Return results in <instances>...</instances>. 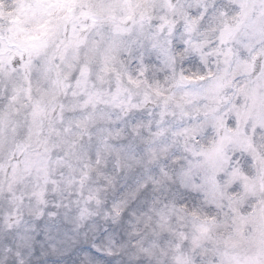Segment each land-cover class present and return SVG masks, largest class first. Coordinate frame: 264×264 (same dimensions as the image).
I'll return each mask as SVG.
<instances>
[{"label":"rangeland","instance_id":"1","mask_svg":"<svg viewBox=\"0 0 264 264\" xmlns=\"http://www.w3.org/2000/svg\"><path fill=\"white\" fill-rule=\"evenodd\" d=\"M30 1L42 10L43 0ZM212 3L182 2L177 15L160 0V9L171 27L190 6L197 17L204 11L212 17ZM242 5L233 1L206 53L198 40L206 30L188 26L175 41L156 34L147 18L128 15L135 20L129 37L113 44L105 23L88 42L73 40L74 25L68 38L50 20L56 32L42 43L48 51L40 56L43 48H33L34 56L39 51L29 64L31 87L8 109L12 131L0 137V264H264V164L263 187L249 181L255 148L264 160V59L254 65L264 43L262 20L247 12L234 34L218 35ZM146 9L153 13L157 5ZM19 17L22 26L5 37L23 51V35L37 38L46 18L23 10ZM159 23L162 29L161 13ZM134 35L143 37L131 41ZM186 57L197 66L182 65L179 74ZM38 72L49 92L38 85ZM198 76L214 81L207 89L180 88L199 86L190 82ZM32 102L35 111L26 115ZM223 126L242 132L243 144L225 136L213 147ZM127 187L140 197L160 193V205L136 209L121 199L119 215L109 217L108 197ZM187 193L198 198L189 201ZM181 194L186 207L175 201ZM221 196L227 201L216 205ZM202 220L209 227L199 232L193 225ZM151 230L160 236L145 237Z\"/></svg>","mask_w":264,"mask_h":264}]
</instances>
